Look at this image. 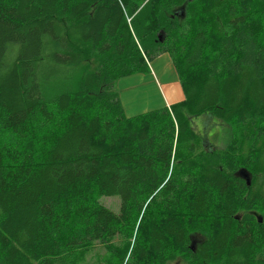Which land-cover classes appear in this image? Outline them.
I'll use <instances>...</instances> for the list:
<instances>
[{
  "label": "trees",
  "instance_id": "trees-1",
  "mask_svg": "<svg viewBox=\"0 0 264 264\" xmlns=\"http://www.w3.org/2000/svg\"><path fill=\"white\" fill-rule=\"evenodd\" d=\"M162 53L183 100L127 116L116 82ZM201 114L229 125L223 147ZM260 254L264 0H0V264Z\"/></svg>",
  "mask_w": 264,
  "mask_h": 264
},
{
  "label": "crops",
  "instance_id": "crops-1",
  "mask_svg": "<svg viewBox=\"0 0 264 264\" xmlns=\"http://www.w3.org/2000/svg\"><path fill=\"white\" fill-rule=\"evenodd\" d=\"M149 67L151 71L133 73L118 79L116 87L127 116L170 106L184 98L168 53L158 55L150 62Z\"/></svg>",
  "mask_w": 264,
  "mask_h": 264
},
{
  "label": "rangeland",
  "instance_id": "rangeland-1",
  "mask_svg": "<svg viewBox=\"0 0 264 264\" xmlns=\"http://www.w3.org/2000/svg\"><path fill=\"white\" fill-rule=\"evenodd\" d=\"M178 8L179 7H174L173 9H178ZM80 47H81V45H80ZM82 48L84 49V55L87 57L86 47L84 45H82ZM155 62H154V64H156ZM83 63H85L88 68H90V67L92 68L93 66H95L97 64V61H95L94 59L91 58L88 60L85 59ZM148 66H150V62L148 63ZM148 71H151L150 67H148ZM117 82H116V86H117ZM116 86L113 88V91L114 92L116 91L118 94V90H117ZM55 90L56 89L54 88V91ZM131 113H133V112H131ZM193 127L196 130V132L200 135L199 141L201 143H202V141L204 142V144H205L204 147L206 149L221 148L227 143V141L230 138L231 128L229 127V125L225 124L223 122H220L219 120H216L212 116H209L207 114H201V115L197 116L194 120ZM118 200L119 199L117 198V196L101 197L100 198V201L104 205H106L107 207L111 208L114 211H118V208H119V201ZM145 209H146V206H144V208L140 212L139 220H140L141 215ZM152 213H154L153 209H152ZM114 242H116V243L120 242L121 243V238H116L113 241V244H114ZM127 244H128V238L126 237L125 240L123 241V244H122L123 249L121 250L123 256L125 255V252L127 251L126 255H125V260L128 258V255H129V250L127 248ZM100 246H101V248L104 249V248H106L107 245H106V243H104V244H100ZM117 263H119V262H117ZM163 264H187V261L182 256L176 255L175 257L171 258L170 260H168L167 262H165ZM258 264H264V257L261 254L259 255Z\"/></svg>",
  "mask_w": 264,
  "mask_h": 264
},
{
  "label": "water",
  "instance_id": "water-1",
  "mask_svg": "<svg viewBox=\"0 0 264 264\" xmlns=\"http://www.w3.org/2000/svg\"><path fill=\"white\" fill-rule=\"evenodd\" d=\"M244 172V171H243ZM243 174V176L247 179V177H246V175L244 174V173H242Z\"/></svg>",
  "mask_w": 264,
  "mask_h": 264
}]
</instances>
